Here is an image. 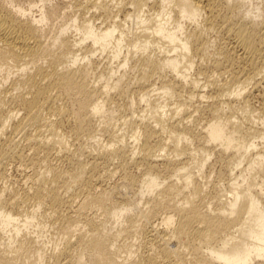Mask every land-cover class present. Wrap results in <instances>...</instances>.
Listing matches in <instances>:
<instances>
[{
    "label": "bare ground",
    "instance_id": "bare-ground-1",
    "mask_svg": "<svg viewBox=\"0 0 264 264\" xmlns=\"http://www.w3.org/2000/svg\"><path fill=\"white\" fill-rule=\"evenodd\" d=\"M38 2L0 0V264H264L262 2Z\"/></svg>",
    "mask_w": 264,
    "mask_h": 264
},
{
    "label": "rangeland",
    "instance_id": "rangeland-1",
    "mask_svg": "<svg viewBox=\"0 0 264 264\" xmlns=\"http://www.w3.org/2000/svg\"><path fill=\"white\" fill-rule=\"evenodd\" d=\"M32 1H35V3L37 4V6L36 5H34V6H32L31 7V15H33V16H38V14H39V5H40V3L38 2V0H32ZM31 0H19V2L21 3V4H23V6H25V7H28V3H30V2H32ZM56 1V2H55ZM74 0H49V3H51V4H58V7H59V5H60V7H59V10H60V12H67L68 14H70L71 12H74V11H76L77 9H76V7H70L69 6V4L68 3H72ZM255 1H257V2H262L260 5L262 6V8L264 7L263 5H264V0H255ZM4 2H7V0H4ZM254 2V1H253ZM31 4H33V3H31ZM56 4V5H57ZM62 4V5H61ZM68 8H67V7ZM260 6V7H261ZM34 7V8H33ZM62 7V8H61ZM93 9V8H92ZM91 9V10H92ZM90 10V11H91ZM93 11V10H92ZM58 25L56 24L55 25V27H53V29H52V31L51 32H49V34H52L53 32H55V30H54V28L56 29V27H57ZM49 27V26H48ZM48 27L46 26L45 28H47L48 29ZM46 29V30H47ZM213 39V38H212ZM213 50H215V47L213 48ZM103 62V61H102ZM103 63H101L100 65H102ZM104 65V64H103ZM103 65L102 66H99V69H100V67L102 68L103 67ZM12 73L14 74L15 73V69H13V71H12ZM256 96H254L253 98H251V100H253V102L251 101V106H253V107H251L250 106V110L248 109V111H251L250 113H252L253 115H257L258 117H260V119L256 116V118L257 119H259V123H260V125L262 124H264L263 122L261 123V121H264V112H262L261 110H259V100H258V98L256 97ZM258 100V102H256ZM253 104V105H252ZM259 106V107H258ZM239 113L241 114L242 112L241 111H239ZM247 113H249V112H247ZM197 115V114H196ZM242 115H243V113H242ZM241 116V115H240ZM201 120V119H200ZM198 121L199 123H200V125L201 124H203L204 122H205V120H204V118L202 119V121ZM89 148V146L87 147V149ZM91 148V147H90ZM89 148V149H90ZM214 156H212L211 158H210V161L208 162V164L210 163V164H212L213 163V161H214V158H213ZM8 168L9 169H7V177H9L8 179L6 178L5 179V181H7L6 183H5V181L4 182H1L2 184L3 183H5L6 185H7V188L9 189L10 188V186H11V188L10 189H13V187L15 188V186H17L18 185V182L16 181L17 179H19V178H21V176L19 175V172H17L16 170H13L14 168H12L11 166H8ZM214 169H218V167H217V165L214 167ZM16 171V172H15ZM30 172V171H29ZM206 172L207 173H210V174H206L205 173V175H207L205 178L206 179H210L209 181H216L218 178H217V173L214 171H209V169H206ZM11 173V174H10ZM10 175V176H9ZM12 176V177H11ZM118 176V177H117ZM213 178V179H212ZM216 179V180H215ZM119 180V181H118ZM11 181V182H10ZM108 182L110 183V184H115V186H116V188L118 189V191H121V192H126V191H128V192H131V191H133L132 189H133V187L131 186V184H130V186H129V183H123V181L122 180H120L119 179V173H116V174H114L111 178H110V180H108ZM210 184H211V182H209ZM128 184V185H127ZM5 185V186H6ZM209 186V185H208ZM131 187H132V189H131ZM131 190V191H130ZM110 222H108V224H109ZM52 229H50L49 231H47V232H45L46 233V236H44V238H43V240L45 241V239H46V243H45V247H44V250H45V253L47 252V253H49V249L51 248V247H53L54 246V241H58V237H60V235L59 236H57V233H55V232H53V231H51ZM55 236H57V237H55ZM56 238V239H55ZM50 239V240H49ZM53 245V246H52ZM52 249V248H51Z\"/></svg>",
    "mask_w": 264,
    "mask_h": 264
}]
</instances>
